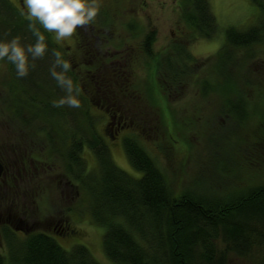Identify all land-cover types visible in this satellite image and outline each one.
Segmentation results:
<instances>
[{
  "label": "rangeland",
  "instance_id": "rangeland-1",
  "mask_svg": "<svg viewBox=\"0 0 264 264\" xmlns=\"http://www.w3.org/2000/svg\"><path fill=\"white\" fill-rule=\"evenodd\" d=\"M7 1L11 9L5 7L7 11L0 12V40L10 41L13 21L16 17L19 22L25 18L21 15L23 0ZM183 1L99 0L101 8L95 22L104 20L106 24L113 23L110 51L128 49L132 52L130 85L144 101L141 102L146 108L143 113L150 120V125L148 120L143 119L134 128L123 126L117 130V122L121 121L112 123L99 107L87 101L85 103L76 77L79 71H71L74 64L66 75L79 88L77 98L80 107H52V102L66 93L50 75L49 68L53 62L51 51L61 46L64 52H69L68 57L74 56L75 36L57 44L52 34L40 28L46 37L50 56L36 60V67H30L27 77H17L15 67L10 63V78L6 61H0V158L6 169V176L0 179L1 254H7L2 236L3 229L7 227L21 238L24 234L19 231L26 234L43 232L52 236L66 251L75 245H83L96 262L111 264L102 248L104 229L91 224L84 192L76 182H68L63 177L62 161L47 144L46 135L34 132L35 129H42L41 123L34 126L23 123L29 119L24 116L19 118L6 104L3 85L6 78L11 102L24 104L26 99L28 104L33 103V110L25 112L23 108H18L19 114L28 113L38 118L63 116L64 122H71V115L79 136L90 134L86 121L94 118L95 131L107 145L114 165L138 179L141 175L129 165L122 144L123 138L134 136L164 172L176 198L189 192L229 203L264 189V46L240 53L245 63L237 73L241 77L247 76L252 64L259 67L258 74H248L252 81L248 88H244L241 81L232 88L233 81L227 80L234 77L230 66L226 63L218 65L214 59L225 42L226 30L231 27L245 30L255 22L257 11L249 0H209L218 27L217 34L213 39L196 40L189 45L188 52L199 59L198 68L191 70L192 75L183 92L167 95L158 87L154 66L149 65L141 55L140 47L150 32L156 35L153 51L157 54L164 55L179 42L182 31L186 29L181 18ZM1 9L4 7L0 5ZM25 24L26 28L17 30L26 32L21 43L27 46L34 44L36 38L27 30L28 21ZM90 30L83 28V32L90 33ZM105 47H98L102 54H105ZM92 53H95L94 48ZM103 59L108 61L105 56ZM91 60L94 58L91 57ZM29 62L31 65V58ZM83 66L79 65V68ZM219 72L223 73V81L218 80ZM230 101H234L235 107L229 104ZM140 105L137 104L139 108L142 107ZM60 132L59 129L54 130L53 136H58ZM82 157L87 171L95 172L97 161L92 152L84 149ZM22 158L27 161V171L19 164ZM217 247L229 264H252L226 250L220 240Z\"/></svg>",
  "mask_w": 264,
  "mask_h": 264
},
{
  "label": "trees",
  "instance_id": "trees-1",
  "mask_svg": "<svg viewBox=\"0 0 264 264\" xmlns=\"http://www.w3.org/2000/svg\"><path fill=\"white\" fill-rule=\"evenodd\" d=\"M249 2L257 11L255 22L245 30L228 28L225 42L214 58L218 65L226 63L230 66L234 77L227 80L233 81L232 88L239 81L244 88H248L252 83L248 74L256 75L259 72V67L252 64L246 77L237 74L245 65L241 51L249 52L254 47L264 46V0ZM182 3L181 18L186 29L182 31L179 42L164 55L157 54L153 51L156 35L150 32L140 47L141 55L149 65L154 66L158 87L167 95L183 92L192 75L191 70L198 68L199 59L188 52L189 45L196 40L213 39L218 31L209 0H184ZM9 4L7 0H0V5L4 7L0 12H5ZM26 21L19 22L16 17L9 37L24 39L26 32L17 29L26 28ZM112 24L98 20L88 26L90 33L83 32V28L78 29L75 50L72 52L74 56L68 57L69 52H64L61 46L55 49L74 64L71 71H79L76 77L85 103L96 105L115 122L121 121L117 122L120 129L123 126L134 128L143 119L148 120L143 113L146 108L130 85L132 52L128 49L110 51L113 43L110 34L114 32ZM104 46L105 54H102L98 47ZM93 48L95 53H92ZM103 55L108 61L103 59ZM49 56L48 51L45 57ZM3 61H6L11 78V64ZM79 65L84 66L79 68ZM221 76L223 73H217L219 81H223ZM6 82L7 78L3 85L10 110L19 118L24 116L29 119L23 123H31L32 126L41 123L42 129H35L34 132L40 133V136L46 135L47 144L62 161V176L68 182H76L84 192L91 224L104 229L102 248L111 264H229L217 247L218 240L236 257L252 264H264V189L229 203H220L216 199L189 192L176 198L164 172L134 136L123 138L122 144L129 165L141 175L138 179L114 165L107 145L95 131L94 118L86 121L90 134L79 136L73 127L71 115V122H64L63 116L38 118L28 113V116L19 114L18 108H23L25 112L33 110V103L28 104L26 99L24 104L11 102ZM233 102L229 104L234 106ZM137 104L142 107L139 108ZM58 129L61 131L59 135L53 136L54 130ZM84 149L90 150L97 161L95 172L87 171L82 157ZM0 163L5 165L1 158ZM19 164L26 169V159H20ZM5 176L4 167L0 179ZM55 230L57 232V228ZM20 232L24 234L23 238L7 227L3 229L7 254L4 256L0 253V264H99L83 245H75L66 251L52 236L43 232Z\"/></svg>",
  "mask_w": 264,
  "mask_h": 264
},
{
  "label": "clouds",
  "instance_id": "clouds-1",
  "mask_svg": "<svg viewBox=\"0 0 264 264\" xmlns=\"http://www.w3.org/2000/svg\"><path fill=\"white\" fill-rule=\"evenodd\" d=\"M23 8L21 15L28 21L27 30L36 38L35 43L24 46L19 36L10 41L0 40V61L7 60L14 65L19 78L27 77L30 67H36L35 61L48 53L46 37L40 28L52 34L55 43L63 44L72 39L78 29H86L96 21L101 5L99 0H23ZM51 55L50 75L66 93L58 101H53L52 107L79 108V88L66 75L71 70V63L58 49H52Z\"/></svg>",
  "mask_w": 264,
  "mask_h": 264
},
{
  "label": "flooded vegetation",
  "instance_id": "flooded-vegetation-1",
  "mask_svg": "<svg viewBox=\"0 0 264 264\" xmlns=\"http://www.w3.org/2000/svg\"><path fill=\"white\" fill-rule=\"evenodd\" d=\"M91 28H93L92 26H91ZM111 121H112V123H113V119H111V118H109ZM117 130H120V125L119 124H117ZM115 133H117V132H115ZM3 171H4V167H3ZM1 178V177H0ZM3 178V177H2ZM8 220H10V217L8 218Z\"/></svg>",
  "mask_w": 264,
  "mask_h": 264
},
{
  "label": "water",
  "instance_id": "water-1",
  "mask_svg": "<svg viewBox=\"0 0 264 264\" xmlns=\"http://www.w3.org/2000/svg\"><path fill=\"white\" fill-rule=\"evenodd\" d=\"M3 174V165L0 163V177L2 176Z\"/></svg>",
  "mask_w": 264,
  "mask_h": 264
}]
</instances>
